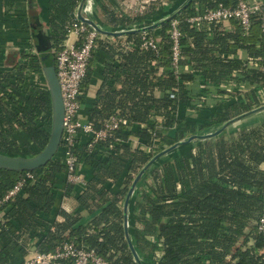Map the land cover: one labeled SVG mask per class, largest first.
I'll return each instance as SVG.
<instances>
[{
	"label": "trees",
	"instance_id": "trees-1",
	"mask_svg": "<svg viewBox=\"0 0 264 264\" xmlns=\"http://www.w3.org/2000/svg\"><path fill=\"white\" fill-rule=\"evenodd\" d=\"M2 1L7 7L4 19L10 11L19 15V5L26 2ZM185 1L150 0L144 11L131 15L120 10L116 0H97L93 19L100 18L108 30L140 27L162 20ZM48 2L53 53L44 59L34 51L26 24L19 49L9 52L6 65L0 66L4 155L35 156L49 142L52 99L39 82L43 66L56 65V52L68 39L66 24L81 0ZM238 2L194 0L177 15V70L172 65L173 20L145 33L116 37V42L99 35L82 82L83 97L97 67L102 83L86 120L98 129L113 115L129 123L93 146L92 135L79 133L73 151L85 176L83 190L67 179L63 141L37 168L0 167V200L24 179L0 216V264H17L32 252H54L64 241L95 250L114 264H138L126 239L123 209L136 175L165 148L213 132L264 104V10L253 15L249 32L235 19L200 27L188 20L206 9ZM167 5L171 7L166 10ZM3 36L0 29V48L7 43ZM150 37L157 39L156 49L142 46ZM261 121L234 133L230 126L216 137L180 144L146 171L129 212L130 236L143 264H264V237L256 223L264 210V118ZM114 183L121 185L114 190ZM61 189L65 195L76 191L79 207L74 211L57 207ZM135 196L139 200L134 201ZM79 208L93 219L85 222Z\"/></svg>",
	"mask_w": 264,
	"mask_h": 264
},
{
	"label": "built area",
	"instance_id": "built-area-1",
	"mask_svg": "<svg viewBox=\"0 0 264 264\" xmlns=\"http://www.w3.org/2000/svg\"><path fill=\"white\" fill-rule=\"evenodd\" d=\"M92 1L89 0L84 8V15L88 17H91L95 10ZM262 10H264V2L261 0H239L236 6L220 4L215 8H209L202 13L195 14L188 20L200 27L204 23H218L235 19L243 25L245 32H249L253 15ZM66 27L68 39L65 46L56 52L55 65L65 109L62 141L65 144L66 173L70 183L86 184L84 176L79 172L77 156L73 151V147L77 145L79 133L92 135L90 146H93L96 142L105 140L121 126L127 125L129 121L121 115H113L98 129L94 123L82 118V82L87 74L88 62L100 33L90 25L80 21L77 17V11L67 22ZM261 29L264 40V15ZM171 35L174 40L172 65L177 70L181 54V32L178 28L177 19L172 21ZM142 46L147 49H156L157 39L154 37L147 38ZM36 77L39 78L38 75ZM39 83L48 87L45 77ZM28 177H32V175L29 174ZM23 186L24 179L19 180L0 200V216L3 215L4 204L15 197ZM256 223L258 233L264 237V210ZM32 253L17 264H64V260H71L73 264H114L95 250L80 248L71 241H64L55 248L54 252Z\"/></svg>",
	"mask_w": 264,
	"mask_h": 264
},
{
	"label": "water",
	"instance_id": "water-1",
	"mask_svg": "<svg viewBox=\"0 0 264 264\" xmlns=\"http://www.w3.org/2000/svg\"><path fill=\"white\" fill-rule=\"evenodd\" d=\"M89 0H81L78 9H77V17L80 21L90 25L94 29H96L101 35L105 36H126L130 33L134 32H147L158 27L161 24H164L167 21H171L177 17L179 13H181L187 6H189L194 0H186L180 8H178L172 14L164 17L162 20L154 22L152 24H148L140 27H131L129 29L122 30H108L105 29L104 26L95 21V19L84 15V8ZM28 4V13H29V26L31 31V36L34 44V48L36 49L37 54L46 59L49 54L53 53V44L50 36L49 29V21L44 20L41 15V11L39 10V5L37 0H27ZM43 74L47 81V86L52 99V129L50 132V138L45 149L35 156L28 157H12L8 155H4L0 153V167L6 168L10 170H24V169H33L37 168L43 164H46L59 150L61 145L62 136H63V123L65 116L64 103L62 98L61 87L59 83V78L56 72L55 64L45 65L43 66ZM264 111V104L260 105L256 108H253L250 111H247L243 114H240L226 123H224L221 127L216 129L213 132L200 134V135H191L186 140L175 143L164 150L158 152L145 166L140 170V172L136 175L133 180L131 187L126 195L124 200V216H125V234L126 239L128 241L130 250L134 256L135 261L138 264H143L135 246L131 239L129 232V209L130 203L132 200V196L134 195L137 185L140 182L143 175L149 170L160 158L171 153L175 150L180 144H188L193 142L195 139H209L220 135L223 131L228 129L230 126L234 125L236 122H242L246 119H249L261 112Z\"/></svg>",
	"mask_w": 264,
	"mask_h": 264
},
{
	"label": "crops",
	"instance_id": "crops-1",
	"mask_svg": "<svg viewBox=\"0 0 264 264\" xmlns=\"http://www.w3.org/2000/svg\"><path fill=\"white\" fill-rule=\"evenodd\" d=\"M37 2L39 5V10L41 11L42 17L44 18V20L49 21V2L48 0H37ZM18 10H19L18 11L19 15H15L16 14L15 11H10L9 14L6 16V18L4 19L3 14L4 12H7V7L5 6L3 1L0 0V29L4 32L3 39L7 40V43L0 48V66L6 65L9 52H11L14 49H19V42L21 41L22 37L26 35L22 33V28H24L26 24H29V13H28L27 0L26 2H23L19 5ZM94 16H97L96 11L92 14L91 18H94ZM29 33L31 34L30 29H29ZM102 36H105V35H102ZM109 37L112 42H116V37L114 36H109ZM122 37L126 38V36H122ZM34 51L36 52V50ZM101 83H102V77H101L99 68L97 67L96 73L94 74L92 82L90 83V87L88 88V92L83 97L82 110H81L82 118L84 119H87V117L89 118V109L91 107V104L97 97L98 90L101 86ZM262 113H259L249 118V120L259 119L258 117H263L264 114ZM243 124L245 123H241V124L239 123V125H237L236 127L242 126ZM133 144L138 145V140L136 137H133ZM81 167L82 165L80 166V169ZM83 169L88 174L91 173V169H89L88 167H84ZM81 174L84 176L83 172ZM85 185L86 184H76L77 188H79L80 190H83ZM113 185H114L113 186L114 190H116L120 187L121 184L114 183ZM76 195L77 193L75 190L71 192L70 194L65 195L64 190L61 189V192L59 194L58 201H57V207L62 208L69 212L74 211L76 208L79 207L77 199H76ZM132 202L133 200H131L129 212L132 210L131 208ZM79 209L83 215V220L85 222H90L93 219L94 215L89 214V212L86 209L84 208H79ZM55 218H57L59 221L63 219V217L59 216V214H56ZM32 254L33 253H31V255Z\"/></svg>",
	"mask_w": 264,
	"mask_h": 264
},
{
	"label": "rangeland",
	"instance_id": "rangeland-1",
	"mask_svg": "<svg viewBox=\"0 0 264 264\" xmlns=\"http://www.w3.org/2000/svg\"><path fill=\"white\" fill-rule=\"evenodd\" d=\"M95 1H97V0H93L92 1V4H93V8L95 9L94 10V12L96 11V7H97V3L95 2ZM117 1V3H118V5H119V9L120 10H122V11H124V12H126V13H128V14H131V15H135V14H137L138 12H141V11H144L145 9H146V7H147V5L149 4V1L150 0H116ZM171 7V5H167V7L165 8L166 10L168 9V8H170ZM164 9V10H165ZM97 13V12H96ZM99 18V17H98ZM97 22L99 23V24H101V20H100V18H99V20H97ZM136 27V26H135ZM36 50V49H35ZM262 113V112H261ZM262 114H264V112L262 113ZM259 119H246V120H244V121H242V122H240V124L241 123H245V124H243L242 126H252V125H257V124H259V123H261L262 121V118H264V116L263 117H258ZM261 118V119H260ZM239 124V122H236L234 125H232V127L233 126H236V125H238ZM242 126H239V127H237V128H235V127H233V128H235V129H233V130H231V132H235V131H237L238 129H240ZM136 200H139V197L138 196H135V199H134V201H136ZM132 210H134V203H133V206H132Z\"/></svg>",
	"mask_w": 264,
	"mask_h": 264
},
{
	"label": "bare ground",
	"instance_id": "bare-ground-1",
	"mask_svg": "<svg viewBox=\"0 0 264 264\" xmlns=\"http://www.w3.org/2000/svg\"><path fill=\"white\" fill-rule=\"evenodd\" d=\"M263 112H264V111H263ZM238 125H239V124H238ZM236 126H237V125H236ZM236 126H233V127L237 128ZM233 127H232V128H233Z\"/></svg>",
	"mask_w": 264,
	"mask_h": 264
}]
</instances>
